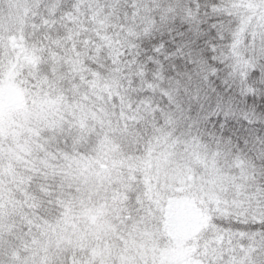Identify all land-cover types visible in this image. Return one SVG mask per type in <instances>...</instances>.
I'll list each match as a JSON object with an SVG mask.
<instances>
[{
  "label": "snow or ice",
  "instance_id": "snow-or-ice-1",
  "mask_svg": "<svg viewBox=\"0 0 264 264\" xmlns=\"http://www.w3.org/2000/svg\"><path fill=\"white\" fill-rule=\"evenodd\" d=\"M0 264H264V0H0Z\"/></svg>",
  "mask_w": 264,
  "mask_h": 264
}]
</instances>
